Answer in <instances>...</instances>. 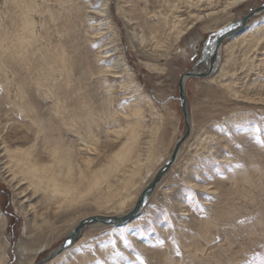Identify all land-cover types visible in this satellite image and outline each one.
<instances>
[{"label": "rangeland", "instance_id": "rangeland-1", "mask_svg": "<svg viewBox=\"0 0 264 264\" xmlns=\"http://www.w3.org/2000/svg\"><path fill=\"white\" fill-rule=\"evenodd\" d=\"M122 1L109 0L113 36L105 29L107 21L94 13L103 0H91L90 30L103 33L88 37L90 56L100 52V63L114 67L104 82L96 75L81 78L82 93L75 106L84 103L98 118L114 117L89 129L96 135L94 151L83 155L84 161L78 159L84 171L83 198L68 207L65 220L54 221L52 234H43V239L24 232L30 205L39 213L45 207L41 196L8 167L5 148L18 145V127L24 120L17 118L0 88V225L4 220L1 238L8 244L0 251V259L6 258L0 264L39 263L81 219L129 211L184 133L179 77L191 70L207 37L264 2L246 0L224 10L232 0H131L136 4L137 33H157V43L150 41L143 48L132 42L118 8ZM248 23L244 36L222 42L220 65L213 75L186 82L192 133L137 221L123 227L89 226L77 244L47 264H264V12ZM85 27L81 26L83 35ZM196 37L193 52L188 43ZM64 47L79 54L69 44ZM130 80L138 91L121 89L122 81ZM41 101L45 108H54L51 99ZM135 101L143 114L137 155L145 165L127 187L131 196L120 200L112 190L121 188L133 164L114 166L126 139L119 124L125 123L123 103ZM65 136L72 143L79 138ZM94 180L99 186L90 193ZM107 195H112L109 202L104 200ZM77 207L83 209L81 214L74 213ZM24 240L34 247L17 252V243Z\"/></svg>", "mask_w": 264, "mask_h": 264}, {"label": "bare ground", "instance_id": "bare-ground-1", "mask_svg": "<svg viewBox=\"0 0 264 264\" xmlns=\"http://www.w3.org/2000/svg\"><path fill=\"white\" fill-rule=\"evenodd\" d=\"M245 1L232 0L224 7V10L226 7L232 6V4H239ZM101 5L102 8L94 10V13L107 21L106 31L111 32L115 36V28L112 26L110 19L109 0H103ZM119 6L120 13L129 26L132 42L133 40L136 41L138 46L143 48H146L147 43L150 41L157 43L158 38L155 29H152L151 32L149 31L150 37L137 33L136 29L139 24L134 13L136 4L133 1L123 0L121 6ZM92 8L91 0H0V88L5 92L6 102L13 109L17 118L24 120L18 127L17 138L20 137L17 142L18 145L8 146L5 148V152L8 159V167H10L13 174L19 175L20 180H23L30 187L31 191H33L32 193H38L41 196L40 199L43 200L42 206L45 207V211L39 213L31 204L29 210L32 212L26 221L24 232L29 233V238L35 240L43 239V234L45 233L49 235L52 232L55 220L58 222L65 220L68 216L64 213L68 207L80 204L86 188L83 178L84 171L78 159L80 158L84 161L83 155L94 151L93 146L96 141V135L91 136V133H88L89 129H92L94 125L110 123L111 117H114V115H110V117L98 118L94 114L93 107L88 109L84 103H82L83 107L80 105L75 106L82 93V88L79 85L81 78L96 75L99 77V81L104 82L105 76L113 73L114 66L101 64L100 56L102 54L100 52L91 58V50L87 47L90 42V38H88L90 35L100 36L103 33V29L95 32L90 30L94 26V22L89 19L90 15L88 14ZM199 18L197 17V19ZM250 20L247 21L244 31L233 37L244 36ZM233 21H237V19ZM83 24L86 25L84 31L86 35H83L81 31ZM228 24L219 27L217 31L210 35L211 38L209 40H213L212 36L216 35L221 28ZM196 39L197 37L188 43L190 47L191 44L197 43ZM65 44H69L74 52H79V54L75 56L69 49L64 47ZM220 51L219 54L217 53L218 60L215 71L220 65ZM199 70L197 69L196 71L199 72ZM207 78L195 79L206 80ZM134 87L135 84H132L131 80L122 81L121 83V89L130 92H132ZM133 91H138V89L135 87ZM44 99H51L54 108H45L43 106L44 101H41ZM40 103H42L41 109L38 108ZM58 104L60 105L59 107ZM123 105L125 123L119 124V131L126 135V139L123 143L124 149L114 159V166L118 169L119 165L125 164L127 161H131L133 166L129 173L123 176L121 188L112 190L115 192L114 194L117 193L120 200L131 196L127 193V187L134 182L136 174L145 165L140 156L137 155L138 151L136 148L143 118V114L140 112V105H138L137 101L131 104L123 103ZM188 118L189 132L191 134L192 123L189 114ZM82 128L85 131V136L82 135ZM65 135L73 137L79 135V138L77 142L74 140L76 143H72L73 141H67ZM89 138L91 139L89 140ZM182 144L180 145L179 153ZM146 148L149 151L151 150L149 143ZM177 158L175 164L178 162ZM158 170L154 173L152 180L157 177ZM165 175H163L159 184ZM147 185L142 188L139 195L147 188ZM98 186L99 183L94 180L93 183L89 184L88 191L94 193ZM154 190H152L153 192L149 199L155 192ZM123 193L126 195H123ZM112 195L105 196V202H109L112 199ZM148 201L146 200L144 205ZM146 206L134 218L135 220L132 219L126 225L137 221L136 219H138ZM82 211V208L77 207L74 213L81 214ZM110 216L116 215L106 217ZM3 224L2 226L0 225L1 253L8 246L6 241L1 238L2 232H4L6 227L4 220ZM83 231L84 229L81 234ZM81 234L66 249L60 252H56L54 249L53 252L46 256L44 264L52 261L67 251L68 248L77 244L82 237ZM32 247H34L32 243H28L25 240L24 242L20 241L17 243V252L21 253L26 250L29 252ZM5 260V256H3L0 262ZM42 261L40 260L39 262Z\"/></svg>", "mask_w": 264, "mask_h": 264}, {"label": "water", "instance_id": "water-1", "mask_svg": "<svg viewBox=\"0 0 264 264\" xmlns=\"http://www.w3.org/2000/svg\"><path fill=\"white\" fill-rule=\"evenodd\" d=\"M264 11V2L261 3L259 7L251 8L247 12L245 16L240 17L237 21H233L224 28H221L219 32L212 36L213 40H209L211 36L205 39L203 46L201 48V52L198 56L197 61L192 66L191 70L187 71L186 73L181 74L177 82V89H178V103L180 104V111L184 121V133L179 137L174 145V149L172 154L168 158L165 165L158 170L157 177L153 179L148 185L145 190L139 195L134 207L132 210L124 214V216L117 217V216H102V215H95L81 219L80 223L73 228L70 233L67 234V238L60 244L55 251L60 252L61 250L66 249L69 245H71L74 240L81 234L82 230L89 227L94 226L95 224L104 226V227H123L128 222L132 221L138 214L142 211V209L146 206L144 205L146 200L148 201L149 197L152 194V190L159 184L163 175L173 167L175 164V160L178 157V153L180 150V145L186 140L190 134L189 129V118L187 113V103H186V94H185V83L192 78H206L211 75L215 71L216 62H217V53L219 54L221 44L226 39L233 37L236 34L241 33L244 31L247 21L255 17L257 14H261ZM195 45L191 44L190 49L194 52ZM193 60V58H191ZM199 68V72L196 71ZM42 262L38 264H43L46 262V258L42 259Z\"/></svg>", "mask_w": 264, "mask_h": 264}]
</instances>
